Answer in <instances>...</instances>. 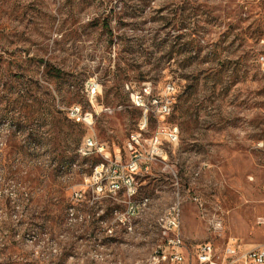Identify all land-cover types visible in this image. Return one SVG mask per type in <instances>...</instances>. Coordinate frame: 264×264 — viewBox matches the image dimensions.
Listing matches in <instances>:
<instances>
[{
    "label": "rangeland",
    "instance_id": "374dc122",
    "mask_svg": "<svg viewBox=\"0 0 264 264\" xmlns=\"http://www.w3.org/2000/svg\"><path fill=\"white\" fill-rule=\"evenodd\" d=\"M6 92L93 113L105 152L0 117V264H146L176 206L189 263L206 241L264 243V0H0Z\"/></svg>",
    "mask_w": 264,
    "mask_h": 264
},
{
    "label": "built area",
    "instance_id": "2783aa9c",
    "mask_svg": "<svg viewBox=\"0 0 264 264\" xmlns=\"http://www.w3.org/2000/svg\"><path fill=\"white\" fill-rule=\"evenodd\" d=\"M168 91H173V87L168 86ZM87 91L95 94L94 87L91 85L87 87ZM134 104L139 108H145L143 102V93L132 96ZM154 103L159 105V113L166 114L168 111V100L165 104ZM66 116L69 120L76 124H81L89 130H93L94 115L91 112H85L81 106L73 105L65 109ZM141 135H132L128 142V147L132 151L140 143ZM168 138L172 142H176L178 137L176 133L170 132ZM155 143H159V136L154 138ZM105 152L104 144L98 142L88 134L83 138L82 144L78 149L79 155L89 157L91 155L100 154ZM98 167L95 168V170ZM130 170L137 169V164L132 163L129 166ZM99 191L101 189H98ZM136 192L133 193L135 195ZM179 205V204H178ZM217 221H211V227L214 229L215 240L221 238L219 230L216 225ZM182 213L179 206L172 208V210L159 221V244L157 245V252L153 257H150L146 264H264V243L246 245L239 242L235 238H227L222 241H206L197 244L194 247L193 261L188 262L185 255L184 237L181 232ZM131 231V227L128 228ZM108 233L112 235L113 230Z\"/></svg>",
    "mask_w": 264,
    "mask_h": 264
},
{
    "label": "trees",
    "instance_id": "16d2710c",
    "mask_svg": "<svg viewBox=\"0 0 264 264\" xmlns=\"http://www.w3.org/2000/svg\"><path fill=\"white\" fill-rule=\"evenodd\" d=\"M104 29H107V24H103ZM49 66V65H48ZM51 71L57 76L61 75V71H58L54 68H50ZM14 94L10 95L9 92L4 93L0 96V105L2 107L0 111V117L3 119H9L12 123L15 124L16 128L19 130L23 127V124L31 123L33 119L43 116V125L49 128V131H54L58 129L61 133L66 135L68 138H72L75 143V149H79L78 146L81 142V139L85 137V133L82 130L83 125L76 124L68 119L65 111H60L55 107L51 109H46L41 111L37 108V104H30L24 96L14 97ZM37 116V117H36ZM68 133H64V131ZM14 136V135H13ZM34 140H37V137H32ZM52 140H48V145L51 144ZM57 150H54L56 152ZM76 150H73L72 153H75ZM94 155L89 156L93 157ZM75 161V156H72L70 159L63 160L68 166H70ZM60 161L59 163H61ZM94 166V164H92Z\"/></svg>",
    "mask_w": 264,
    "mask_h": 264
},
{
    "label": "bare ground",
    "instance_id": "6f19581e",
    "mask_svg": "<svg viewBox=\"0 0 264 264\" xmlns=\"http://www.w3.org/2000/svg\"><path fill=\"white\" fill-rule=\"evenodd\" d=\"M155 252H157V251H155ZM155 252H154V253H155ZM153 256H154V254H153L151 257H153Z\"/></svg>",
    "mask_w": 264,
    "mask_h": 264
}]
</instances>
